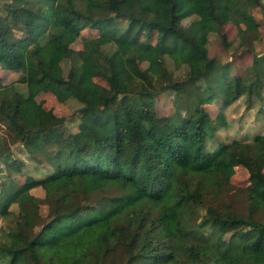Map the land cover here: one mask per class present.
Returning a JSON list of instances; mask_svg holds the SVG:
<instances>
[{
    "label": "trees",
    "instance_id": "1",
    "mask_svg": "<svg viewBox=\"0 0 264 264\" xmlns=\"http://www.w3.org/2000/svg\"><path fill=\"white\" fill-rule=\"evenodd\" d=\"M261 5L0 0V68L25 78L0 77V160L21 142L53 167L23 182L0 173V264H264V132L209 147L236 101L257 105L264 121L252 14ZM227 23L252 55L246 67L209 55L213 35L229 46ZM85 28L98 32L73 49ZM41 90L79 103L76 132L56 131L62 121L37 101ZM166 91L173 112L160 115L156 97ZM213 100L223 102L215 117L206 108ZM50 139L54 152L44 147ZM238 165L249 179L241 188L231 183ZM231 190L244 209L224 200Z\"/></svg>",
    "mask_w": 264,
    "mask_h": 264
},
{
    "label": "rangeland",
    "instance_id": "2",
    "mask_svg": "<svg viewBox=\"0 0 264 264\" xmlns=\"http://www.w3.org/2000/svg\"><path fill=\"white\" fill-rule=\"evenodd\" d=\"M253 17L260 22L257 38L253 40V48L256 52H264V0L262 5L256 7L252 11ZM127 25L126 20L119 21V27H125ZM224 30L227 34V40L229 46L226 48L222 45L219 38L213 35L209 38L207 43L209 55L218 59L222 64L226 62L230 64L231 69L234 67H246L252 62V55L250 52L244 50V46L241 44V35L238 32L236 26L232 23H227L224 26ZM97 30H91L85 28L81 31L80 37L71 44V47L78 50L82 47V39L88 36H94L97 34ZM155 33L151 39L155 42ZM185 70L176 72L175 75L181 78L185 76ZM233 72V71H232ZM0 77L4 84L10 82H16L23 84L25 78L20 71H5L0 68ZM96 81L104 83L100 78ZM173 91H166L156 97V111L160 115H168L173 112ZM37 101H40L46 109H51L53 113L62 121L60 125L56 127L58 133H62L64 139L69 133L76 132L78 130L79 118L77 109L80 107L79 103L74 99H70L66 102L59 101L56 96L48 91L41 90L37 96ZM223 104L221 100H213L212 103L206 106L212 117H215L219 107ZM258 104V103H257ZM257 105L251 108L246 107V104L241 99L236 101L232 106L225 109L226 118L228 122L227 127L219 128L215 132L213 140L209 141V147L214 148L218 143H224L229 141L234 136L252 135L254 132L261 129L264 132V121L259 119L256 111ZM243 126H242V125ZM241 126V128H240ZM3 127V126H1ZM5 132V131H4ZM55 141L50 139L45 147L47 152H54L56 146L53 144ZM10 151L12 159L3 161L0 160V173L2 179H15L18 182H23L27 176L34 178H42L53 170L52 165L43 154H32L28 151L27 147L21 142H17L10 145ZM231 183L234 187H244L249 183L248 172L243 166H236L234 174L231 176ZM35 195L43 196V191L38 187L32 189ZM224 200L232 203L234 208L242 210L245 208V199L235 190L229 191ZM44 209V207H43ZM204 213V209L200 208L194 211L193 217L198 221L201 215Z\"/></svg>",
    "mask_w": 264,
    "mask_h": 264
}]
</instances>
